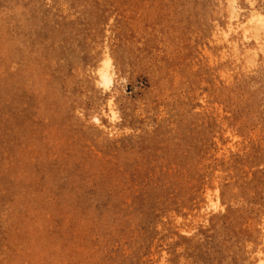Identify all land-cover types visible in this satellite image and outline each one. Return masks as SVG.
I'll list each match as a JSON object with an SVG mask.
<instances>
[{"label":"rangeland","instance_id":"374dc122","mask_svg":"<svg viewBox=\"0 0 264 264\" xmlns=\"http://www.w3.org/2000/svg\"><path fill=\"white\" fill-rule=\"evenodd\" d=\"M259 11L264 0H0V264H256ZM104 52L111 90L96 80Z\"/></svg>","mask_w":264,"mask_h":264},{"label":"bare ground","instance_id":"6f19581e","mask_svg":"<svg viewBox=\"0 0 264 264\" xmlns=\"http://www.w3.org/2000/svg\"><path fill=\"white\" fill-rule=\"evenodd\" d=\"M231 3L235 5L236 0H231ZM248 22L250 23V25L252 24V29L254 31L255 37H258L259 30L264 29V15L260 11L256 13H252L248 18ZM248 26L246 25L243 26V32H244L243 36L244 37H246L245 34L249 29ZM227 34L228 32L226 31L225 36ZM261 47L262 45H260V48ZM114 76H115V70H114L112 58L110 57L108 53L104 52V54L102 55L100 59V63L97 67V79H96L97 83L100 86H102L104 89L111 90L114 85V81H115ZM115 109L116 108H113L112 106L108 107L107 116L109 120H114L118 117L117 111ZM95 119L98 120V118L96 117ZM207 200H208L209 205L212 208H217L221 205L219 196L217 194H215L214 197L208 196ZM256 264H264V253H259Z\"/></svg>","mask_w":264,"mask_h":264}]
</instances>
